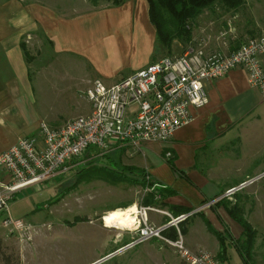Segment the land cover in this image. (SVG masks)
Returning <instances> with one entry per match:
<instances>
[{
  "label": "rangeland",
  "instance_id": "1",
  "mask_svg": "<svg viewBox=\"0 0 264 264\" xmlns=\"http://www.w3.org/2000/svg\"><path fill=\"white\" fill-rule=\"evenodd\" d=\"M40 1L42 7H48L49 4L44 6L46 0ZM144 1L123 0L120 7L113 8L111 2L103 0L96 4L92 0H52L53 13L59 19L46 23L48 39L38 32L24 44L34 91V110L38 118L44 119L43 123L60 126L86 115L89 106L85 92L94 81L109 86L162 57L181 55L182 43L174 41L169 53L158 43ZM260 36H264V0H245L238 12H224L219 7L204 10L191 27L187 48L223 51L236 42L242 44ZM245 120V125L263 131L264 103ZM257 136L255 144L245 135L240 143L232 141V147L224 151V157L235 169L245 173L262 161V158L256 160V153L264 149V133L259 132ZM159 145L147 143L149 151L134 153L129 159L142 166L147 156L154 160L160 155ZM132 152L123 156L120 151H113L98 160L95 153L87 159L81 156L75 160L72 171L17 193L9 203V216L34 227L35 233L28 238L9 235L1 227L4 217L0 215L3 259L9 258L8 264H184L174 250L159 239L127 247L138 239V226L123 231L103 228L102 218L106 213L124 209L121 207L128 204L127 208H136L140 225L146 222L161 226L174 220L159 207L146 208L143 212L145 208L140 204L146 195L144 189L92 179L93 169L79 178L78 172L88 168V162H97L98 167L117 168L119 159H127ZM112 161L118 163L117 166ZM256 173L251 172L246 179H252ZM235 176L244 177L239 173ZM248 182L252 184L251 180ZM254 187L264 188V180L256 181ZM199 215L191 211L181 219L188 218L187 239L192 241L201 234L206 237ZM227 257L229 264H243L233 248L227 249ZM0 264H6L1 257Z\"/></svg>",
  "mask_w": 264,
  "mask_h": 264
},
{
  "label": "crops",
  "instance_id": "2",
  "mask_svg": "<svg viewBox=\"0 0 264 264\" xmlns=\"http://www.w3.org/2000/svg\"><path fill=\"white\" fill-rule=\"evenodd\" d=\"M46 1L44 6L49 4L48 7H42L40 0H27L26 3L23 0H0V154L22 138L39 139V125L44 119L38 118L34 110L30 69L23 50L24 44L35 38L38 32L47 38L46 23L59 19L53 13L55 9L53 10L52 6L55 4L52 0ZM121 4L113 8H118ZM235 45L225 48L222 52L234 50ZM260 63L264 69V58L260 59ZM245 75L242 69L237 68L224 77L206 82L204 90L208 105L201 109H190L191 121L176 130L168 141L156 143L160 144L162 149L154 160L147 156L144 165L138 166L129 159L134 153L149 151L147 143L141 144L139 150L130 146H117L111 152L120 151L125 156L128 151L133 150L127 159H119V167L144 170L161 186L177 192L176 196L165 200L167 205L192 209V212L201 214L217 233L230 234L233 240H239L243 232L242 227L227 213L223 205H216L222 198L232 202L235 198L241 209L242 219L255 232L249 264H264V188L254 187L256 181L264 180V149L261 153H256V160L262 158V161L255 160L257 163L245 173L241 169H235L223 155L224 151L232 147V141L240 143L246 135L250 142L255 144L257 134L264 133V130L245 125V118L264 103L259 92L250 89ZM67 122L61 123L60 126L51 127L48 123L46 125L57 129ZM37 123L39 125L36 129ZM167 154L170 155L169 159H172L175 170L184 174L190 183L171 171L166 162ZM113 162L117 166L118 163ZM235 170L244 177H236ZM251 172H257L255 177L246 179ZM3 177L0 173V179ZM229 180L239 183L227 184ZM248 180H251L252 184L249 185ZM238 191L241 194H238ZM162 210L169 214L166 209ZM199 219L203 222L206 237L201 234L199 239L194 241L187 239L186 226V234L182 236L184 248L190 252L204 250L217 258L221 251L220 244L215 236L210 234L203 219ZM229 247L237 253L230 242L226 241L225 264H229Z\"/></svg>",
  "mask_w": 264,
  "mask_h": 264
},
{
  "label": "built area",
  "instance_id": "3",
  "mask_svg": "<svg viewBox=\"0 0 264 264\" xmlns=\"http://www.w3.org/2000/svg\"><path fill=\"white\" fill-rule=\"evenodd\" d=\"M261 58H264V36L228 52L188 47L181 55L162 57L110 87L92 82L85 92L89 106L86 115L57 129L41 123L39 139L22 138L0 154V173L4 176L0 179V215L4 217L1 227L9 235L26 238L33 235L34 227L9 216V203L21 190L72 171L75 160L86 151L101 156L117 146L139 150L143 143L168 141L176 130L191 121L190 109L208 105L206 82L240 68L246 73L250 89H256L264 99ZM169 157L167 154L166 158ZM183 218L161 226L138 223L139 237L127 247L159 239L184 264H225L207 251L190 252L184 248L176 227ZM171 227L176 229V240L162 236Z\"/></svg>",
  "mask_w": 264,
  "mask_h": 264
},
{
  "label": "trees",
  "instance_id": "4",
  "mask_svg": "<svg viewBox=\"0 0 264 264\" xmlns=\"http://www.w3.org/2000/svg\"><path fill=\"white\" fill-rule=\"evenodd\" d=\"M96 1L97 0H92V2L94 3H96ZM106 1L111 2L114 6H119L122 3V0ZM144 2H146L147 4L148 21L155 29L158 43L165 50H167V53H169L172 43L174 41H178L184 45L181 54L185 51L187 45L191 41L190 38L192 25L204 10H211L214 7H219L224 12H238V10H240V8L245 4V0H145ZM242 44H237L236 42L234 49L236 50ZM23 52L26 55L25 49L23 50ZM92 154V151H86L83 154V159L91 157ZM107 155L108 153L101 156L96 155V158L97 160L105 159ZM166 162L171 171L188 182L184 174H181L177 170H175L176 168L171 158L166 159ZM96 163L97 162H88V168H82V170L78 172L79 178H82L84 174L86 175V173L90 171V169H93L94 175L92 174V179H96L99 181L102 180L104 182L110 181V183L112 182V184L120 183L123 185L128 184L130 186H139L144 189L146 191V195L142 198L140 204V207L142 208L151 209L154 207H159L160 209H166L173 218L187 215L192 211V209L184 207L167 205L165 203V200L170 197L176 196L177 192L170 188L161 186L155 180L150 178V176L144 170L119 166H117V168H111L107 166L98 167ZM90 179L91 178L85 180L89 182ZM233 200L234 202L222 198L218 202H216L217 204H215L223 205L227 213L242 227L243 232L239 240H233L230 234L221 235L220 233H217L214 229L211 228L208 222L205 221L201 214L199 216L205 222L210 234L214 235L218 243L220 244L221 251L217 256V259L219 261L223 263L226 262L224 256V246L226 241H228L230 242V245L236 249L242 262L244 264H249L251 260V249L255 238V232L251 229L250 225L242 219L241 209L237 204L238 202L235 198H233ZM128 206L129 204L121 208L125 209ZM186 221H188V218H185L182 221H178L176 225L180 233L179 235L181 236H185L186 234V226L188 223ZM167 222L168 221H166L165 223ZM162 236L170 240H176V229L174 227H171L162 232ZM0 257L6 264L9 263V258L3 259L2 253H0Z\"/></svg>",
  "mask_w": 264,
  "mask_h": 264
},
{
  "label": "bare ground",
  "instance_id": "5",
  "mask_svg": "<svg viewBox=\"0 0 264 264\" xmlns=\"http://www.w3.org/2000/svg\"><path fill=\"white\" fill-rule=\"evenodd\" d=\"M103 228H114L116 230H129L138 226V213L134 206L129 208L117 209L106 213L103 218Z\"/></svg>",
  "mask_w": 264,
  "mask_h": 264
}]
</instances>
